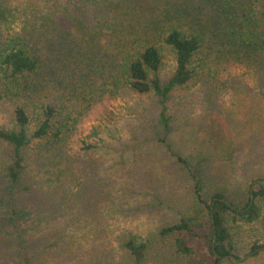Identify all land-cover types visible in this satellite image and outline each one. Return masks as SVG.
<instances>
[{
    "label": "rangeland",
    "instance_id": "374dc122",
    "mask_svg": "<svg viewBox=\"0 0 264 264\" xmlns=\"http://www.w3.org/2000/svg\"><path fill=\"white\" fill-rule=\"evenodd\" d=\"M232 1L239 15L228 2L211 19L193 9L194 17L200 19H195L197 26L205 31L204 65L194 83L169 95L168 134L159 125L156 95L121 88L84 102L77 111L79 122L72 138L76 141L70 139L73 144L68 146L76 163L73 172L60 184L39 186L35 178L40 174L30 171L18 186L15 197L21 212L16 229H31L36 221L38 227L26 233L25 248L18 244L8 207L0 203V264H132L118 242L130 234L147 245L143 264H197L208 253L210 244L202 231L187 239L192 254L184 256L175 247L181 234L162 235L160 230L195 207L190 174L195 168L204 193L220 190L238 204L246 201L248 189H258L259 181L264 184V10L260 0ZM23 3L45 5L44 0H0L1 8L20 10L10 24L12 32L24 26L23 7L16 6ZM196 6H204L206 12L212 7L205 0ZM73 11L89 16L94 24L96 17L84 3L76 0ZM224 12L235 19L236 28L243 19L244 29L262 33L257 55L239 50V28L230 36L226 20L215 24ZM187 20L193 25L190 16ZM0 24L5 27L2 18ZM173 69L169 57L160 72L162 81ZM78 138L96 143L97 148L81 156ZM9 155L10 148L0 144V159ZM8 193L0 172V200L7 201ZM230 232L231 257L219 264H264V212L252 223L233 224Z\"/></svg>",
    "mask_w": 264,
    "mask_h": 264
},
{
    "label": "trees",
    "instance_id": "16d2710c",
    "mask_svg": "<svg viewBox=\"0 0 264 264\" xmlns=\"http://www.w3.org/2000/svg\"><path fill=\"white\" fill-rule=\"evenodd\" d=\"M197 1L79 0L93 11L94 24L89 16L83 18L74 13L76 0H44L41 8L23 3L16 5L23 7L20 18L24 26L18 32L9 27L20 10L15 6L0 7V18L5 22V27L0 24V144L10 148L8 158L0 159V172L10 198L0 203L8 207L9 221L15 229L21 212L15 195L28 172L40 174L35 178L39 186L60 184L73 172L76 163L68 146L76 141L72 138L79 122L77 111L83 109L84 102L105 93L114 94L121 88L138 95H156L160 104L159 125L168 134L169 95L194 83L204 65L205 31L202 25L197 26L195 19H200L194 17L193 9L211 19L223 12L228 2L239 15L232 0H205L212 6L207 12L204 6H196ZM260 4L264 10V0ZM9 16L13 20L9 21ZM189 16L193 25L185 21ZM224 20L230 36L240 29L239 50L257 55L262 33L251 34L244 29L243 19L236 28L235 19L227 12L218 15L215 24ZM254 26L259 28L257 23ZM169 57L174 69L162 81L160 72ZM77 140L83 157L97 148L96 143L85 138ZM178 160L188 165L181 157ZM195 172L196 168L190 173L195 207L177 222L162 227L160 233L181 234L175 239L177 252L190 256L192 249L187 239L202 231L210 246L196 263L219 264L233 250L231 226L252 223L263 214L264 184L259 182L258 189H248L246 201L238 204L234 197L220 190L204 193L202 179ZM26 189L30 186L26 185ZM37 229V221L31 229L17 228L14 233H18V244L25 248L26 233ZM120 240L119 246L130 254L132 264H143L145 241L133 234Z\"/></svg>",
    "mask_w": 264,
    "mask_h": 264
},
{
    "label": "water",
    "instance_id": "95a60500",
    "mask_svg": "<svg viewBox=\"0 0 264 264\" xmlns=\"http://www.w3.org/2000/svg\"><path fill=\"white\" fill-rule=\"evenodd\" d=\"M260 182V181H259ZM251 197H252V195H251ZM214 244H215V236L213 237V241H212V247L214 246ZM231 257V256H230Z\"/></svg>",
    "mask_w": 264,
    "mask_h": 264
}]
</instances>
